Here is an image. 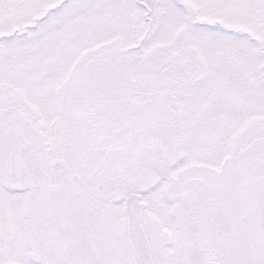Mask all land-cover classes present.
Here are the masks:
<instances>
[{
    "label": "snow or ice",
    "instance_id": "snow-or-ice-1",
    "mask_svg": "<svg viewBox=\"0 0 264 264\" xmlns=\"http://www.w3.org/2000/svg\"><path fill=\"white\" fill-rule=\"evenodd\" d=\"M0 264H264V0H0Z\"/></svg>",
    "mask_w": 264,
    "mask_h": 264
}]
</instances>
